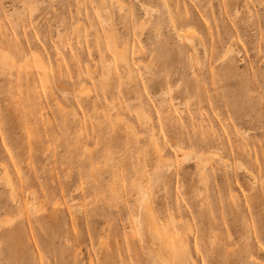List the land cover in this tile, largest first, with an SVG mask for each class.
Returning a JSON list of instances; mask_svg holds the SVG:
<instances>
[{"label": "rangeland", "instance_id": "1", "mask_svg": "<svg viewBox=\"0 0 264 264\" xmlns=\"http://www.w3.org/2000/svg\"><path fill=\"white\" fill-rule=\"evenodd\" d=\"M0 264H264V0H0Z\"/></svg>", "mask_w": 264, "mask_h": 264}, {"label": "bare ground", "instance_id": "2", "mask_svg": "<svg viewBox=\"0 0 264 264\" xmlns=\"http://www.w3.org/2000/svg\"><path fill=\"white\" fill-rule=\"evenodd\" d=\"M184 33H185V32H184ZM186 34H187V33H186ZM188 35H189V34H188ZM188 35H185L187 39H188V37H187ZM186 154H187V153H186ZM187 155H188V154H187ZM189 155H190V154H189ZM5 176H6V175H5ZM8 182H9V181H8ZM146 197H147V196H146ZM140 198H141V197H140ZM144 201H145V200H144Z\"/></svg>", "mask_w": 264, "mask_h": 264}]
</instances>
